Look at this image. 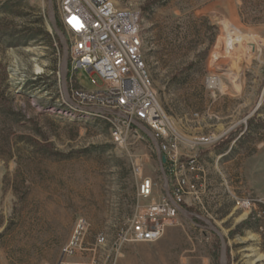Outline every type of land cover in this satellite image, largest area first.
<instances>
[{
  "label": "rangeland",
  "instance_id": "rangeland-1",
  "mask_svg": "<svg viewBox=\"0 0 264 264\" xmlns=\"http://www.w3.org/2000/svg\"><path fill=\"white\" fill-rule=\"evenodd\" d=\"M112 1L141 14L170 135L200 161L198 199L186 209L222 232L228 264H264V207L258 218L231 195L264 197V0ZM62 59L48 0H0V264H59L74 240L76 259L97 264H220L218 236L196 217L181 215L155 242H121L148 203L140 180L165 193L157 149L141 130L117 144L112 118L71 110ZM76 82L68 72L69 94L103 87L86 71Z\"/></svg>",
  "mask_w": 264,
  "mask_h": 264
},
{
  "label": "built area",
  "instance_id": "built-area-1",
  "mask_svg": "<svg viewBox=\"0 0 264 264\" xmlns=\"http://www.w3.org/2000/svg\"><path fill=\"white\" fill-rule=\"evenodd\" d=\"M53 1L57 19L68 36L70 82H76L81 71L97 76L103 82V87L94 91L72 86L70 96L79 107L109 112H80L112 118L117 123L112 133L117 144L125 143V132L130 129L140 133L133 124V121L139 122L151 131L166 157L169 191L174 203L166 192L160 196L156 194L153 179L142 178L138 196L148 203L138 208L129 222V229L121 237V242H155L168 227L179 224L181 214L175 205L186 208L188 199H198L197 182L202 168L196 156L184 158L179 153L176 138L170 135L169 119L159 105L154 82L143 59L141 14L119 9L112 0ZM69 107L79 111L71 104ZM232 197L239 210L252 212L255 209L257 217H261L258 208L264 207V197ZM84 229V222H80L75 236ZM104 242L105 238L101 236L97 245ZM77 250L78 242L74 240L65 248L59 264H97L95 259H76Z\"/></svg>",
  "mask_w": 264,
  "mask_h": 264
},
{
  "label": "water",
  "instance_id": "water-1",
  "mask_svg": "<svg viewBox=\"0 0 264 264\" xmlns=\"http://www.w3.org/2000/svg\"><path fill=\"white\" fill-rule=\"evenodd\" d=\"M48 16H49V20L51 23V27H52L53 31L55 32V34L60 39V42L63 46V59H62V63H61L60 73H61V79H62V85H63V93H64L66 100L69 102V104H71L73 107H75L79 111H84V112H89V113H94V114H103V113L109 112V111H104V110H93V109H89V108L79 107L71 99V96L68 92V87H67L69 48H68V44L66 42L64 35L60 32V30L57 27L56 16H55L54 6H53V0H48ZM110 113L116 114L114 112H110ZM133 124L136 127H138L141 131H143L146 134V136H148L151 139L154 146L156 147L157 153H158V159H159L160 167H161V171H162V176H163L164 189H165L166 195L169 198V200L172 203H174L172 200L170 191H169V181H168V177H167V173H166L167 170L165 168L167 160H166V157L161 153L158 141L155 139V137L153 136L151 131L148 130L147 128H145L142 124H140L139 122H136V121H133ZM175 206L182 216L186 217L189 220H192L191 217L198 218L200 221H202L205 224V226H204L205 229L213 232L216 236H218L220 243H221L220 264H228L227 242H226V239H225L224 235L222 234V232L220 230H218L212 224V222L210 220H208L202 216L196 215L194 213H191L186 208H183V207H180L177 205H175Z\"/></svg>",
  "mask_w": 264,
  "mask_h": 264
},
{
  "label": "trees",
  "instance_id": "trees-1",
  "mask_svg": "<svg viewBox=\"0 0 264 264\" xmlns=\"http://www.w3.org/2000/svg\"><path fill=\"white\" fill-rule=\"evenodd\" d=\"M57 27H58V29H59L60 31L65 32V30L63 29V26L61 25V23L59 22L58 19H57ZM67 41H68V39H67ZM68 45H69V41H68ZM60 46H61V48L63 49V46H62L61 42H60ZM165 168L167 169V165L165 166ZM187 209H188V208H187ZM188 210H189V209H188Z\"/></svg>",
  "mask_w": 264,
  "mask_h": 264
},
{
  "label": "bare ground",
  "instance_id": "bare-ground-1",
  "mask_svg": "<svg viewBox=\"0 0 264 264\" xmlns=\"http://www.w3.org/2000/svg\"><path fill=\"white\" fill-rule=\"evenodd\" d=\"M233 26V25H232ZM236 29V28H235ZM240 34V33H239ZM239 38V37H238ZM212 82V81H211ZM213 83V85H215V83H216V81L214 80V82H212ZM261 258H263L262 256H261Z\"/></svg>",
  "mask_w": 264,
  "mask_h": 264
},
{
  "label": "crops",
  "instance_id": "crops-1",
  "mask_svg": "<svg viewBox=\"0 0 264 264\" xmlns=\"http://www.w3.org/2000/svg\"><path fill=\"white\" fill-rule=\"evenodd\" d=\"M231 194V193H230ZM231 195H233V194H231Z\"/></svg>",
  "mask_w": 264,
  "mask_h": 264
}]
</instances>
